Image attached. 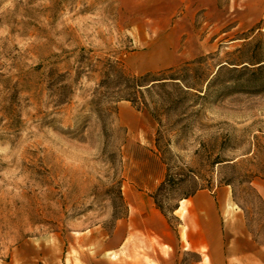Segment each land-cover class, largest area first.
Instances as JSON below:
<instances>
[{
    "label": "rangeland",
    "instance_id": "374dc122",
    "mask_svg": "<svg viewBox=\"0 0 264 264\" xmlns=\"http://www.w3.org/2000/svg\"><path fill=\"white\" fill-rule=\"evenodd\" d=\"M199 193L264 236V0H0V264H152L106 242Z\"/></svg>",
    "mask_w": 264,
    "mask_h": 264
},
{
    "label": "crops",
    "instance_id": "0c3cea01",
    "mask_svg": "<svg viewBox=\"0 0 264 264\" xmlns=\"http://www.w3.org/2000/svg\"><path fill=\"white\" fill-rule=\"evenodd\" d=\"M193 204L197 213L181 218L185 224L182 230L173 229L147 202L145 216L114 230L105 253L117 257L122 252L130 256L143 253L152 264H264V236L247 228L243 213H219L200 193ZM124 230L127 233L118 235ZM138 263L147 264L143 259Z\"/></svg>",
    "mask_w": 264,
    "mask_h": 264
},
{
    "label": "trees",
    "instance_id": "16d2710c",
    "mask_svg": "<svg viewBox=\"0 0 264 264\" xmlns=\"http://www.w3.org/2000/svg\"><path fill=\"white\" fill-rule=\"evenodd\" d=\"M186 69H181V70H186ZM172 70L173 69L170 68L167 72H170ZM178 72L179 70L174 71L169 76L162 75L158 78H156L155 76L152 77V75L150 74H145L144 76H139L136 78L125 77L124 78L125 82L124 84H121V86L124 87L123 90L128 92L129 97H131V99L129 98V101H131L133 104H137L139 102L138 99L143 96V92L140 91V88L146 87L149 85L148 84L149 78H152L150 82L152 83L156 82V83H153V85H151L149 89L166 88L169 84L167 82H170V81H181L183 83L185 82L187 83V81L183 77H181V75H178ZM145 90H148V89H145ZM174 182L175 181H174L173 175H170L169 172H167L165 180L159 185V187L156 190L157 193L153 199H154L156 208H158L162 213H163V208L158 203H156L157 196H159L162 192L167 191V187H172V184H174Z\"/></svg>",
    "mask_w": 264,
    "mask_h": 264
}]
</instances>
